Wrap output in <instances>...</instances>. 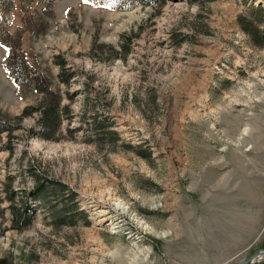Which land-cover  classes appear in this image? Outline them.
Segmentation results:
<instances>
[{"label":"rangeland","instance_id":"374dc122","mask_svg":"<svg viewBox=\"0 0 264 264\" xmlns=\"http://www.w3.org/2000/svg\"><path fill=\"white\" fill-rule=\"evenodd\" d=\"M120 1L0 3L29 67L14 80L0 44L1 264H243L264 250V0ZM124 35L125 58L94 53ZM44 90L62 109L51 139ZM32 172L75 194L74 225L51 223L73 202L35 200Z\"/></svg>","mask_w":264,"mask_h":264},{"label":"trees","instance_id":"16d2710c","mask_svg":"<svg viewBox=\"0 0 264 264\" xmlns=\"http://www.w3.org/2000/svg\"><path fill=\"white\" fill-rule=\"evenodd\" d=\"M3 0H0V3ZM10 3H12L13 0H7ZM52 4L56 3L57 0H51ZM89 4L92 5H97L102 8H109L110 10H118L122 9L125 6L124 1L120 0H87ZM2 14L0 13V23L2 22ZM7 24H11V15L6 18ZM250 25H252L251 22H249ZM42 32H44L47 29V26H43ZM2 28L0 26V44L3 45L8 49V52L10 55L7 58V64L10 66V73L14 80L19 81V77L21 76L24 71L29 68L27 66V62L25 57H23V54L20 50V43L19 46H16L10 42H8L7 38L4 37L3 33L1 32ZM249 35L254 42H257L258 39V30L256 27H253L251 30H249ZM124 39L127 41L130 40V38L126 35L123 36ZM128 41L126 43H122L119 49H113L111 48H106L104 45L96 46L95 52L96 54L103 56L105 54L107 55H114V59L116 58H125L126 55L129 53V48H128ZM113 59V60H114ZM12 65V66H11ZM65 68H62V72L60 74V80L62 82H68V78L65 77ZM72 74H69V77H71ZM45 93V98L40 104L39 107L33 108L34 111H37L40 113V119L39 123L40 126L42 127V130L40 132V136L45 139H51L52 136L56 133L59 132L60 125H61V112L62 109L60 107V99L59 97L55 96L54 93L49 92L48 90H44ZM50 96V97H49ZM68 108H66L65 112H67ZM32 111V108H28L24 111V114H29V112ZM32 113V112H31ZM94 125L96 130L101 133V122L98 120H94ZM11 124L7 121V116H1L0 115V135L8 130H10ZM33 134H36L35 131ZM105 134V132H103ZM99 135V134H98ZM36 178V183L33 188V191L31 192V195L35 200H39L43 204H50L51 203V197L55 195H60L62 198L65 199H70L73 202L72 206H67L63 205L65 202H61V205H54L53 208H48L50 209L49 211V216L51 219V223L53 225H64V224H69V225H74V220L73 218H70L68 216V212L70 209H74L75 212L74 217L76 215H81V213L76 214V207L78 206L75 202V194L74 193H66V190L68 189L66 185L63 183L49 178L45 177L39 174H35V172H32L31 174ZM12 199H14L15 193L11 192ZM60 206V207H59ZM22 208L18 206H11L10 207V218L13 224V229L17 231H22L26 228H28L32 222L33 218L31 215L27 213V211L22 212ZM30 210V207L28 208ZM3 263V261H0V264Z\"/></svg>","mask_w":264,"mask_h":264},{"label":"water","instance_id":"95a60500","mask_svg":"<svg viewBox=\"0 0 264 264\" xmlns=\"http://www.w3.org/2000/svg\"><path fill=\"white\" fill-rule=\"evenodd\" d=\"M260 252H264V250H263V251H260ZM260 252H257V253H255L254 255H252V256H251L250 258H248L244 263H245V264H258V263H260L259 261H255L257 255H258ZM261 262H264V261H261Z\"/></svg>","mask_w":264,"mask_h":264},{"label":"bare ground","instance_id":"6f19581e","mask_svg":"<svg viewBox=\"0 0 264 264\" xmlns=\"http://www.w3.org/2000/svg\"><path fill=\"white\" fill-rule=\"evenodd\" d=\"M102 213H104V212H102ZM258 255H260V256H258ZM258 255H257L255 261H259V262L264 261V252H262V253H260ZM243 264H245V263H243Z\"/></svg>","mask_w":264,"mask_h":264}]
</instances>
